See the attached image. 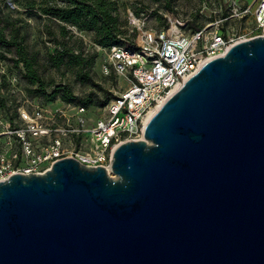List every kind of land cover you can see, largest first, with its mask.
Masks as SVG:
<instances>
[{
    "label": "water",
    "instance_id": "95a60500",
    "mask_svg": "<svg viewBox=\"0 0 264 264\" xmlns=\"http://www.w3.org/2000/svg\"><path fill=\"white\" fill-rule=\"evenodd\" d=\"M0 264H264V36L207 61L110 173L65 157L0 182Z\"/></svg>",
    "mask_w": 264,
    "mask_h": 264
},
{
    "label": "rangeland",
    "instance_id": "374dc122",
    "mask_svg": "<svg viewBox=\"0 0 264 264\" xmlns=\"http://www.w3.org/2000/svg\"><path fill=\"white\" fill-rule=\"evenodd\" d=\"M29 1L0 0L1 26L6 25L8 33L16 31L20 38L24 37L27 50L38 57L39 70L45 81L69 85L78 100L65 103L60 97L46 101L43 97L33 96L27 91L22 65L16 67L11 60L13 55L0 48V166L10 163L19 168L30 167L36 155L46 151L50 137L36 136L32 132H27L24 138L19 135L20 130L29 129L39 108L48 113L62 111L74 115V107L80 105L81 100L92 97L93 105L98 109L92 115L96 119L103 116L100 102L108 98L110 102L129 87V82L112 70L106 73L100 46L94 43L91 33L79 32L69 26V33L64 35L63 23L29 10ZM117 3L124 32L122 46L137 47L142 29L159 31L179 27L191 34L196 25L200 29L218 30L227 36L250 39L257 35L254 12L258 0H117ZM216 21H220L219 25L214 24ZM64 45L94 57L88 81L81 82L74 68L63 66L57 70L47 63V56L56 54ZM76 121L73 118V123ZM58 124L64 126L63 119H58ZM63 144L69 152L86 148L85 140L76 137H64ZM50 166L51 163H44L39 168L43 170Z\"/></svg>",
    "mask_w": 264,
    "mask_h": 264
},
{
    "label": "built area",
    "instance_id": "2783aa9c",
    "mask_svg": "<svg viewBox=\"0 0 264 264\" xmlns=\"http://www.w3.org/2000/svg\"><path fill=\"white\" fill-rule=\"evenodd\" d=\"M254 21L256 37L264 36V0H258ZM219 22L214 24L219 25ZM245 40L247 38L227 36L208 27L191 34L178 27L159 31L142 29L137 47H99L106 73L112 70L126 79L129 87L103 107V116L96 119L92 117L98 110L96 106H75L74 115L62 111L48 113L39 108L29 129L20 130L19 135L24 138L27 132H32L36 136L50 137V145L45 152L36 155L30 167L19 168L10 163L0 166V182L18 173H45L55 161L65 157L108 170L119 145L143 139L146 119L153 109L158 111L207 61L224 55L233 45ZM73 118L77 119L76 123ZM58 119H63L64 126L58 124ZM64 137L84 139L86 148L69 152L64 147ZM44 163L51 166L40 170L39 166Z\"/></svg>",
    "mask_w": 264,
    "mask_h": 264
},
{
    "label": "trees",
    "instance_id": "16d2710c",
    "mask_svg": "<svg viewBox=\"0 0 264 264\" xmlns=\"http://www.w3.org/2000/svg\"><path fill=\"white\" fill-rule=\"evenodd\" d=\"M29 10H36L40 16H47L59 20L61 27L68 34L67 27H74L79 32H88L93 36L94 43L102 48L121 45L123 29L119 22L117 0H31L27 4ZM7 26H1L0 21V48L13 55L12 61L16 67L22 65L27 80V91L36 97H43L46 101L57 98L65 103H74L78 97L72 88L66 84L50 83L45 81L39 70L36 54H32L24 45V37L20 38L15 31L7 32ZM194 30L200 28L193 25ZM8 59L7 57H3ZM47 63L54 69L64 67L74 68L77 78L81 82L90 79V68L94 63L92 55H84L82 51L76 52L74 48L64 45L54 55L47 56ZM86 70V71H85ZM52 88L49 92L48 89ZM92 97L81 100V106L93 105ZM109 98L100 102L105 107ZM97 107V106H96Z\"/></svg>",
    "mask_w": 264,
    "mask_h": 264
},
{
    "label": "bare ground",
    "instance_id": "6f19581e",
    "mask_svg": "<svg viewBox=\"0 0 264 264\" xmlns=\"http://www.w3.org/2000/svg\"><path fill=\"white\" fill-rule=\"evenodd\" d=\"M178 27H175L174 29H176ZM157 109H153L147 116V119H146V123H148V121L153 117V115L156 113ZM108 171H110V168L108 169Z\"/></svg>",
    "mask_w": 264,
    "mask_h": 264
}]
</instances>
